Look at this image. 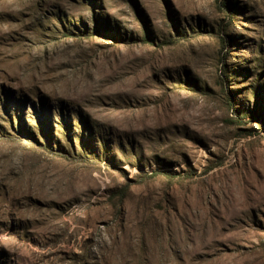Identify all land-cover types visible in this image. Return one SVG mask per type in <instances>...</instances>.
Listing matches in <instances>:
<instances>
[{"label": "rangeland", "instance_id": "1", "mask_svg": "<svg viewBox=\"0 0 264 264\" xmlns=\"http://www.w3.org/2000/svg\"><path fill=\"white\" fill-rule=\"evenodd\" d=\"M0 264H264V0H0Z\"/></svg>", "mask_w": 264, "mask_h": 264}]
</instances>
